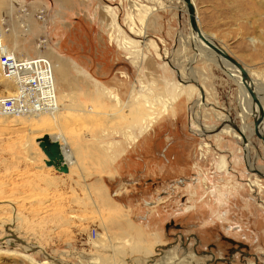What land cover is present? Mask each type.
Here are the masks:
<instances>
[{
    "label": "rangeland",
    "instance_id": "1",
    "mask_svg": "<svg viewBox=\"0 0 264 264\" xmlns=\"http://www.w3.org/2000/svg\"><path fill=\"white\" fill-rule=\"evenodd\" d=\"M191 1L199 28L243 65L264 108V0ZM183 9L179 0H0L4 43L62 64L60 112L0 117V264H264V178L248 170L234 129L244 92L190 43ZM103 122L111 145L97 162L95 202L82 193L71 208L63 194L32 190L37 170L53 172L38 136L62 130L68 141ZM249 141L264 174V144L253 132Z\"/></svg>",
    "mask_w": 264,
    "mask_h": 264
},
{
    "label": "built area",
    "instance_id": "2",
    "mask_svg": "<svg viewBox=\"0 0 264 264\" xmlns=\"http://www.w3.org/2000/svg\"><path fill=\"white\" fill-rule=\"evenodd\" d=\"M36 17L45 21L43 11H39ZM8 31L6 22L0 20V75L10 87L9 93L0 94V116L25 118L52 111L57 95L52 62L40 54L19 56L4 43ZM45 41L39 40V44ZM97 237L96 230L92 229L90 239Z\"/></svg>",
    "mask_w": 264,
    "mask_h": 264
},
{
    "label": "crops",
    "instance_id": "3",
    "mask_svg": "<svg viewBox=\"0 0 264 264\" xmlns=\"http://www.w3.org/2000/svg\"><path fill=\"white\" fill-rule=\"evenodd\" d=\"M55 87L57 91V86ZM61 99H58V95H56L57 105L59 104L58 108L62 106ZM104 107L105 106H103V111L105 112L106 108ZM99 127L100 129L98 131L95 129L89 131V133L83 130L74 137H67L71 160L75 159V161H73L74 163L70 165L67 161V173H59L54 169L53 172L37 170L35 178L38 179L34 182V188L32 190L40 193L63 194L64 204L66 207L70 205L71 208H75L79 205L81 198L77 196L82 193L87 194L88 201L95 202L96 190L98 187L102 186L103 182L101 175L97 174V162L104 160L111 145L110 137L105 136V122ZM91 128L93 129V127ZM102 128L103 131H101ZM44 134L45 133H42L38 137ZM126 142L125 139L124 143L126 144ZM119 144H122V138L119 139ZM65 145H67V143H65ZM72 152L74 154H72ZM41 160L44 163V159L42 158ZM46 169L49 168L46 167ZM24 182L26 181L24 180ZM24 190L28 191L27 188Z\"/></svg>",
    "mask_w": 264,
    "mask_h": 264
},
{
    "label": "bare ground",
    "instance_id": "4",
    "mask_svg": "<svg viewBox=\"0 0 264 264\" xmlns=\"http://www.w3.org/2000/svg\"><path fill=\"white\" fill-rule=\"evenodd\" d=\"M192 3H193V1H191ZM179 3H181L182 4V6H183V10L184 11H186V7H185V4L181 1V0H179ZM193 5H194V3H193ZM195 6V5H194ZM182 10V11H183ZM137 11L139 12V14H141V15H146V14H148L149 13V9H147V8H144V7H142V6H140V7H138L137 8ZM147 19V18H146ZM142 21V20H141ZM198 22V21H197ZM144 23V22H143ZM189 28H190V26H189ZM201 33L203 34V36H205L206 38H208V36L201 30ZM187 38V37H186ZM182 39V38H181ZM180 39V40H181ZM188 39H189V41H190V43L191 44H193L194 46H195V48H197V51L199 52V55L200 56H204V55H206V56H209V58L211 57L214 61H216V63L215 64H220V65H223V66H226V67H228L229 68V70L233 73V75H234V79L236 80V82L238 83V85H239V87L242 89V91L244 92V94H243V97H244V108L242 109V110H240V114L238 115L239 117H240V120L239 121H241V124H242V126L241 127H239V130L241 131V134L243 135V137L246 139V141L245 142H243V140H242V136H241V134H238L239 136H237V138H239V141L242 143V145H243V148H244V151L246 152V156H245V158H246V161H247V163H248V165H249V168H248V170H250V171H254L255 172V174L256 175H258L259 177H261V178H264V174H261L258 170H256V167L254 166V164H253V161H252V159H251V157H250V155H249V152L251 151L250 150V148H251V142L249 141V138L252 136V132H253V130L251 129V128H248L247 127V125H246V123H245V120H246V118H247V116H254V118L255 117H257L258 116V109H257V106L252 102V100H251V97H250V95L248 94V92H247V90H246V88H245V86H244V84L242 83V79H241V74H240V71L238 70V69H236L234 66H232L231 64H229L226 60H224L223 58H221V57H219V56H217L215 53H213L201 40H200V38L198 37V35L195 33V32H193L192 30H191V28H190V30H189V37H188ZM209 39V41H211V38H208ZM188 41V42H189ZM199 42V43H201L203 46H205V50H204V52H200V45L197 47V43L196 42ZM212 42V41H211ZM253 42V41H252ZM43 47V45H41V44H39V43H37L36 44V49L37 50H39V48H42ZM222 48V47H221ZM52 67H53V71H54V75L56 74V75H61V70H62V64L59 62V61H56V62H54L53 64H52ZM246 70V69H245ZM0 81H4L3 80V78H1V75H0ZM4 82H6V81H4ZM8 83V82H7ZM253 84V87H254V90H255V93L257 94V96H258V98H259V101H260V95L258 94V92H257V90H256V88H255V84H254V82H253V80H250V82H249V84ZM248 84V83H247ZM7 91V90H6ZM4 92H5V90H4ZM9 93V92H8ZM201 93V92H200ZM142 96H144V95H142ZM201 96V95H200ZM144 98V97H143ZM263 98V97H262ZM147 99H148V101H149V103H146L145 102V104H146V106H148L149 108H151L152 107V103L150 102V100H149V98L147 97ZM145 100H146V98H145ZM55 108L52 110V111H50V112H48L52 117H53V115L56 113V112H60L61 111V108H58V105H57V103H56V100H55ZM137 105V104H136ZM155 106V105H154ZM171 106H172V104L170 103V102H167V101H165V102H163L162 103V110H163V113L164 114H166V111L169 109V108H171ZM147 107V108H148ZM74 111V110H73ZM80 111H83V112H91L92 110L91 109H88V110H80ZM1 117V116H0ZM57 117V116H56ZM5 118H9V117H5ZM27 118H29V117H27ZM150 120L151 121H153L154 120V117H150ZM222 130H224L223 128H222ZM230 132H233V130H232V128H230V129H228V131H227V133H230ZM247 132L249 133V135H251L250 137H249V135H247ZM259 132L261 133V135H263L264 136V125L263 126H261L260 128H259ZM51 136H53V137H55L57 140H58V142L60 143V145L64 148V155H65V157H66V159H67V161H68V163L69 164H73L74 162L73 161H75V159H73V160H71V154H70V148H69V143H68V141L66 140V137H65V133L61 130V132L60 133H58V135L57 136H54V135H51ZM37 138H40V137H37ZM63 139L65 140V143H67V145H65L64 143H62V141H63ZM250 150V151H249ZM72 154H74L73 152H72ZM45 157V156H44ZM74 158V157H73ZM114 212V211H113ZM124 225H126V226H128L129 224L127 223V221L125 222L124 221ZM120 225V224H119ZM125 226V227H126ZM121 228V227H120ZM116 263V262H115Z\"/></svg>",
    "mask_w": 264,
    "mask_h": 264
},
{
    "label": "water",
    "instance_id": "5",
    "mask_svg": "<svg viewBox=\"0 0 264 264\" xmlns=\"http://www.w3.org/2000/svg\"><path fill=\"white\" fill-rule=\"evenodd\" d=\"M186 7V13L188 16V23L193 32H195L200 40L217 56L223 58L226 60L229 64L234 66L236 69L240 71L242 83L244 84L248 94L251 97L252 102L257 106L258 109V116L254 118L253 120V134L263 142L264 144V136L261 135L259 132V128L264 125V108L261 105V102L259 101V98L257 94L255 93L253 84H249L251 78L248 74V72L245 70L243 65L233 58L227 51H225L220 46L216 45L215 43L209 41L208 38L203 36L201 33V29L199 28V25L197 23V15H196V9L191 0H181ZM248 83V84H247ZM199 89H201L199 87ZM202 94V92H201ZM203 96V94H202ZM254 117V116H253ZM234 127V126H233ZM237 133L241 134V131L234 127ZM242 136L243 142L246 141V139ZM38 148L42 152V154L45 156L44 164L46 167L53 168L55 171L59 173H67L68 172V164L67 159L64 155V148L60 145L58 140L49 135L44 134L40 138H37L35 140Z\"/></svg>",
    "mask_w": 264,
    "mask_h": 264
}]
</instances>
